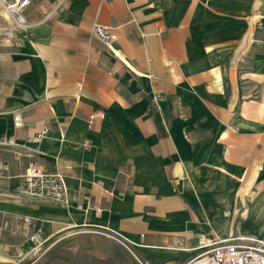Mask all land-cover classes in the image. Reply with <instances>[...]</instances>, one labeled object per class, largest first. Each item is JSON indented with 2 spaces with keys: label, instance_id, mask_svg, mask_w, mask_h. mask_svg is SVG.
Returning a JSON list of instances; mask_svg holds the SVG:
<instances>
[{
  "label": "crops",
  "instance_id": "crops-1",
  "mask_svg": "<svg viewBox=\"0 0 264 264\" xmlns=\"http://www.w3.org/2000/svg\"><path fill=\"white\" fill-rule=\"evenodd\" d=\"M25 16L22 32L0 15V264H187L264 242V0H32ZM31 165L64 175L67 205L21 196Z\"/></svg>",
  "mask_w": 264,
  "mask_h": 264
},
{
  "label": "built area",
  "instance_id": "built-area-1",
  "mask_svg": "<svg viewBox=\"0 0 264 264\" xmlns=\"http://www.w3.org/2000/svg\"><path fill=\"white\" fill-rule=\"evenodd\" d=\"M31 1L0 0V15L5 20L11 21L18 31H28L29 25L25 15ZM93 35L108 46L116 40L103 26H94ZM96 119L97 116L92 115L89 118V125L92 126ZM15 125L20 127L19 118H15ZM45 135L46 132L42 133L40 137ZM20 194L24 198L36 201H50L62 205H67L69 202L64 175L42 173L35 165H31L23 176ZM31 240L37 242V247H40L35 236L31 237ZM187 264H264V242L247 238L218 242L212 244L210 250L203 252Z\"/></svg>",
  "mask_w": 264,
  "mask_h": 264
},
{
  "label": "rangeland",
  "instance_id": "rangeland-1",
  "mask_svg": "<svg viewBox=\"0 0 264 264\" xmlns=\"http://www.w3.org/2000/svg\"><path fill=\"white\" fill-rule=\"evenodd\" d=\"M10 22H11V21H10ZM40 248H41V247H40ZM47 249H48V246H46V247L40 249L41 251L39 250V251H40L39 253L45 255V254H47V251H46ZM62 252H63V251H62ZM58 254H59V253H58ZM43 264H45V261H43Z\"/></svg>",
  "mask_w": 264,
  "mask_h": 264
}]
</instances>
